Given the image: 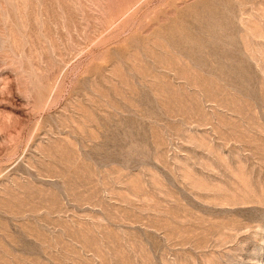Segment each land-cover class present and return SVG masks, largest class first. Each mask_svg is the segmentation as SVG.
<instances>
[{"label":"rangeland","instance_id":"obj_1","mask_svg":"<svg viewBox=\"0 0 264 264\" xmlns=\"http://www.w3.org/2000/svg\"><path fill=\"white\" fill-rule=\"evenodd\" d=\"M0 264H264V0H0Z\"/></svg>","mask_w":264,"mask_h":264}]
</instances>
